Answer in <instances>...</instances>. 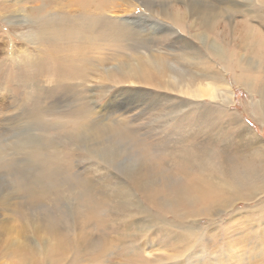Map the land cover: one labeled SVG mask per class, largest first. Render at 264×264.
<instances>
[{
  "label": "bare ground",
  "instance_id": "6f19581e",
  "mask_svg": "<svg viewBox=\"0 0 264 264\" xmlns=\"http://www.w3.org/2000/svg\"><path fill=\"white\" fill-rule=\"evenodd\" d=\"M37 1V4L34 1L28 4L29 7L25 8L23 5L24 0H17L9 6L0 0V20L8 25V29L6 30L9 33L17 35L18 32L23 38L31 36L36 38L37 34L32 30L36 28L41 31L50 29L49 34L59 40L65 42L74 41L75 44L71 46V49L73 50L72 54L75 56L70 59L67 65L71 68L70 73L73 66H83L87 63L88 55L83 52L81 44L84 36L93 44L98 43L97 41L101 39L106 41L108 38L119 37L120 34H124L127 39L132 29L135 28H132V24L129 27V21L119 19L110 20L112 27L105 26L107 20L105 21L103 17H108L109 0H101V3L94 0H72L79 5L80 12L71 16L56 9L52 4H50L48 10V0ZM52 1L59 5L62 0H49V2ZM171 1L176 2L178 0H159L161 9L158 10L155 7L157 0H141L145 12H148V14L142 13L140 18L142 23L146 24H144L145 27L153 24L156 27L159 25V28L165 29L164 23L159 21L165 19L166 22L178 26L177 29L179 27L182 29H189L191 27L200 28L201 32L196 34L195 37H198L197 39L200 40L202 45H198L190 37L181 33L176 37V40L180 43L179 50L177 51L174 48L175 45H169L171 47L169 51L172 52L169 54L179 57L181 61L178 62V65L170 62L167 69L168 79L163 78L159 81H154V85L174 92L179 101L176 103L172 101L170 107L172 111H169L168 114H162V118L164 119L160 118L162 119V123L158 120L159 126L164 125L161 142L158 144H154L151 141V143L148 142L146 138L148 131L142 132L141 127L138 126V128L137 125L135 127L130 125V121L128 120H118L110 124L109 122L97 121L95 119V122L92 123L91 118L94 117L96 111L87 109L88 106L85 102L80 104L77 113L73 112L64 119H48L45 116L48 108L44 105L41 108L29 111L26 109V117H20L18 120L19 123L24 122V125L36 126L35 128L43 130H46L48 124L61 125L65 129L64 132L68 139L79 140L81 137H84L89 144L96 145L95 148L90 147L88 152L94 159L92 163L95 165L94 174L76 170L73 155H68L69 157L66 155L67 157L62 158L59 155V144L47 134L41 136L38 141L31 136L32 139L28 142L30 145L26 147L31 154L35 155L42 162L37 175L40 178L42 176L45 177L48 182L46 183L45 181V183L40 184L36 189H44L41 190L44 197L47 196L50 189H67V191L69 189H84L86 192L88 189H111L107 193L108 200L105 199L106 201L101 202V206L98 203H94L93 199L91 200L93 205L90 204L89 206L78 202V204H81L78 207L79 213L85 210V212L80 213L84 217V221L80 222L82 223L81 230L78 229L76 232L70 228L67 230L66 234H71V231L75 233L72 240L69 238L65 241L62 230L59 229L57 222L50 221L49 226H52L55 236L53 244H57V249L65 250L67 247H70L75 257L81 255V248L86 253L92 250L94 251L93 253L97 254V251L101 250V246L103 250L109 247V244L107 246L103 241L101 243L105 244V246L103 244H95L96 241H99L97 232L98 237L101 239V237H106L108 232L113 233L116 230L119 232L124 228H131V224H136L138 233L142 236V241L140 240V244L138 243V245L136 244L137 242L133 241L138 248H131L134 260L141 257V254L143 257L145 256V246L149 242L146 234L151 230L152 234H154L156 228H158L166 230L165 232H169L171 236L175 233V230H178L180 234L175 236V239L196 240L197 246H186V251L176 256V259H180L175 260V264H191L190 259L199 254L198 250H205L202 239L206 236V232L208 234L213 232L210 230L211 233H209L207 231L208 228L211 227L212 230H218V232L219 230L222 231V229L224 231L225 228L227 230L230 229V226L223 227L222 223L216 225L207 224L204 226L205 228L197 225L196 220L199 219L202 213L209 214V216L219 215L221 211L235 208L239 200L251 202L264 198V140L244 121L240 113L229 109L234 93L229 86L226 76V72L233 71L235 81L246 86L251 93L258 95L257 100L254 102L255 105L257 104L256 112L254 111V113L257 118L259 117V120L263 119L264 121V13L261 15L262 24L260 27L255 25L250 26L246 23L244 25L245 28H243L244 23H242L240 29L232 28L233 26L227 28L226 25H223V21L220 20V17L225 12L234 16L245 8L257 7L264 9V0H181L185 3L186 10L176 8L175 4L171 5ZM91 5L95 7L93 11L86 8L92 7ZM113 7L115 6H111V9ZM188 14L191 16L190 20L197 16L198 21L192 20L190 24L189 20L188 24L186 21L188 20L186 18ZM60 16L64 17L62 20L64 23L61 22V25L58 23V20L61 18ZM97 25L100 28H96ZM41 27H44V30ZM25 29L30 30L25 32ZM177 29L174 28V33H179ZM212 34H214V38ZM8 37L7 41L12 46L11 52H9L10 59L22 61V58L19 57V54L22 52L25 54L23 55V59L32 60L31 56L33 57V53L28 47H16V40L13 39L12 34H9ZM217 39H221L222 42L231 43L233 53L231 51V54H226L222 49L223 44ZM0 40L5 43L3 36H1ZM59 43L55 42L52 46L46 47L44 52L50 58H59L56 55L59 49H61ZM231 45L229 46L230 49ZM201 49L208 50L211 56H215L216 59L223 61L225 66L224 63H221L226 71H215L212 68L214 64L207 68L206 65L208 63H206L205 59L207 56ZM148 53L154 55L152 50H149ZM196 55L198 56L196 57ZM159 57L160 59L158 60H150L151 57L147 56L145 65L150 66L151 63L155 67L154 70L164 72L166 68L164 61L167 60L161 55ZM193 60L198 62L194 63L192 62ZM207 60L209 61V59ZM188 65L189 68H187ZM190 65H197V67L198 65H205V67L195 69L196 67L193 66L194 69H191ZM213 67L216 68V66ZM146 70V68L139 67L138 69L125 70L122 73L123 75H131L130 81L142 80L145 83H150L152 82L151 77L144 75V73H147ZM104 73L106 75L110 74L108 67L104 70ZM195 79L197 80L194 81ZM186 96L196 99L210 97L217 100L216 108L212 115H216L217 113L224 115V119L221 120L224 123L219 124L217 122L220 120L219 115L217 117L214 116V119H211L212 115H208L203 117L208 124L195 126L197 127L195 129L192 126L195 123L190 124L191 121L195 120L196 122L198 120L196 117L199 114V105L196 102L199 101L193 102V99H186ZM188 105H190L189 108H187ZM210 112H207V114ZM103 116L108 118L109 114H103ZM226 117L230 120V122L228 121L229 123ZM187 122H190V124ZM220 125L225 126L221 127ZM203 126H206L208 130H212L213 132L215 128L217 129V126H220L221 129H229L233 131V135L237 134V139L228 141L221 148H216L217 146L210 147L207 145L208 141L199 137L200 132H202L199 128ZM154 129L157 130L158 127L154 126ZM171 134L178 135V137L169 141L168 135ZM197 138H200L198 142H190ZM107 140L108 142L102 145ZM233 141H237V143L233 145ZM88 142L84 143V145L88 146ZM89 158L91 159L92 157L89 156ZM64 160L67 161V165H65ZM56 179L60 181L57 182ZM101 180H107V182L101 184L99 183ZM28 189L34 188L29 186ZM136 192H140L142 197L138 198ZM87 193L85 195H89ZM38 194L34 192V196ZM95 195L97 196V194ZM74 196L76 195L74 194ZM77 197L79 199L78 194ZM88 201L87 198V203L90 202ZM200 201L201 207H196ZM145 202L149 204L147 205ZM263 202L262 204H264ZM158 203L163 208L156 214L149 205ZM174 206L175 209L176 207L179 208L174 213L178 219L175 223L167 219V213L174 211L172 210ZM257 206L258 204L256 207H252V211L248 207L247 209L245 208L246 210L239 209L238 211H233L231 215L235 216L237 213L245 212L248 213L247 215L250 212L255 213L254 211L257 210ZM260 208L259 210H261ZM80 209L82 210L80 211ZM69 223L74 226L76 221H70ZM88 225L91 226L90 229ZM87 226L89 230L86 229ZM173 227L175 228L172 229ZM171 236L166 237L170 238ZM50 239L52 240V237ZM70 242L77 243V246L73 247ZM142 261L145 263L149 262L146 257L142 258L139 262L143 263Z\"/></svg>",
  "mask_w": 264,
  "mask_h": 264
},
{
  "label": "rangeland",
  "instance_id": "374dc122",
  "mask_svg": "<svg viewBox=\"0 0 264 264\" xmlns=\"http://www.w3.org/2000/svg\"><path fill=\"white\" fill-rule=\"evenodd\" d=\"M16 1L17 0H2V2L6 3L8 6ZM34 1L36 4L38 3L37 0H24L23 5L25 8L29 7L28 4ZM94 1L101 3V0ZM109 1L108 7L110 8L108 17H103L105 21L107 20L105 26L112 27L110 20L114 19L129 21V27H131V24L132 28L135 27L132 29L133 34L131 31L127 39L124 34H120L119 37L108 38L106 41L101 39L97 41L98 43L94 44L88 41L86 36L83 35L84 38L81 44L83 52L88 55V60L83 66H73L71 73V68L67 65L70 59L75 56L72 54L73 50L71 49V46L75 44L74 41L65 42L59 40L49 34L50 29L41 31L36 28L32 29L34 33L37 34L36 38L32 36L23 38L18 32L17 35L9 33L6 30L8 29V25L0 20V39L1 36H3L7 44L6 46V44L0 40V264H175V260L180 259H176V256L186 251L189 245L197 246L195 239L184 240L179 237H177L179 239H175V236L180 234L178 230H175V233L171 236L169 232H167L168 234L165 232L166 230L164 231L158 228L155 230V228H153L155 230L154 234H152V230L146 234V238L149 242L145 246V256L143 257L139 252L141 257H135L136 260H134L132 258L131 248H137L136 244H140V240L142 239V236L138 233L139 231L136 224H131L130 226L132 227L129 229L127 227V229L124 228L119 232L116 230L117 233L116 231L113 233L108 232V235L106 237H101V239L98 237L97 232L99 241H96L95 244L101 245L103 244L101 243L102 241L107 244V246L109 244L106 250H103L101 246V250L97 251V254L93 253L94 251L92 250V252L89 250L86 253V251L81 248L80 254L82 256L79 255V257H75L70 247H67L65 250L57 249V244H53L55 236L52 226H49L50 221L57 222L59 229L62 230L65 241L69 238L72 240L75 234L72 231L76 232L78 229L81 230L82 223L80 222L84 221V217H82L80 213L85 212V210L81 211L82 209H80L81 212L79 213L78 207L83 203L88 206L90 204L93 205L92 199L95 201L94 203H98L101 206V202L103 203V201L108 200L107 193H109L111 189H95L96 191L94 189H92L93 191L88 189V193L84 189H69V192L67 189H50L47 196L44 197L41 191L44 189H36L47 180L42 175L41 178L37 175V171L42 165V162L26 148L30 145L28 142L32 139L31 136L37 141L41 136L46 134L54 138L60 146L58 149L60 151L59 155L62 158L72 154L76 168L73 167L76 170L93 174L95 171V165L92 164L94 159L88 152L90 147L95 148L96 145L89 144L84 137H81L79 140L68 139L64 132L65 129H63L61 125L48 124L46 130H43L41 128H35L36 126L24 125V122L19 123V118L26 117L25 112H27V110L41 108L46 105L48 111L45 113V116L51 120H60L68 117L73 112L77 113L80 104L85 102L88 106L87 109L96 111L94 117L91 118L92 123L95 122V119H97V121L102 120L103 122H109L110 124L118 120H128L130 121V125L141 127L142 132L148 131V135H146L148 142L151 141L154 144H158L162 141V129L164 127V125L159 126L160 123L158 120L162 123V114H168L169 111H172L170 108L172 101L176 103L179 101V98L175 96L174 92L155 86L154 81H159L163 78L168 79L167 69L169 63L174 62L175 65H178V62L181 61L179 57H174L169 54L172 53L169 51L172 45H175L174 48L177 49V51L179 50L180 43L176 40L177 35L180 33L184 34L198 45H202L200 40L197 39L198 37H195L196 34L201 32L200 28L197 27H191L189 29H182L179 27L177 29L178 26L166 22L165 19L159 20V17L156 19L164 23L165 29L159 28V25L156 27L153 24L145 27L146 24L142 23L140 18L142 13L148 14V12H145L141 0ZM180 1L181 0L176 2L171 1V5L175 4L176 8L186 10V6H184L185 3ZM47 3L49 4L48 10L50 4H52L56 9L69 14V16L76 15L80 12L79 5L72 0H62L59 5L54 1L49 2V0ZM159 4V0H157L155 7L158 10L161 9ZM91 6L92 7L86 8L93 11L95 7L93 5ZM111 6L115 7L111 9ZM263 13L264 9L250 7L243 9L234 16L225 12L222 17H220V20L223 21V25H226L227 28L233 26L232 28L240 29L242 23H244L243 28H245L244 25L246 23L250 26L255 25L260 27L262 24L261 15ZM60 17L61 18L58 20L59 25H61V22L64 23V21H62L64 17ZM186 18L189 24L191 16L188 14ZM103 19L101 18V20ZM192 20L198 21L197 16L193 17ZM192 20H190V24ZM238 25L239 27H237ZM219 26H221V24H219ZM53 27L55 26L53 25ZM41 28L44 30V27ZM96 28L100 27L97 25ZM174 28L177 29L179 33H174ZM27 30L30 29H25L24 31L26 32ZM9 34H12L13 39L16 40V47H28L32 51V60L27 58L23 59V55L25 54L22 52L19 54L22 61L10 59L9 52H11L12 46H10L9 41H7L9 39ZM212 35L214 38V34ZM217 40L223 44L222 49L226 54H231V51L233 53V46L231 43L222 42L221 39ZM55 42H60L61 49H59L58 54H56L59 58H50L49 55L44 52V49L48 46H52ZM230 45L231 49L229 47ZM149 50H152L154 55L149 54ZM201 51L207 56L205 58L206 63H208L206 65L207 68L214 64L213 66H216L217 69L213 66L212 68H214L215 71H226L223 61L216 59L215 56H211V53L209 54V51L206 49H201ZM70 52L71 54H69ZM160 55L167 60L164 61V65H166L165 70L163 69L164 72L154 70L155 67H153L151 63L150 66L145 65L147 56L151 57L150 60H158L160 59ZM197 56L198 55H196V57ZM207 59H209L210 62ZM32 62L34 63L32 64ZM192 62L197 63L198 61L193 60ZM221 62L224 63V66ZM190 66L191 69H194V67H196L195 69L205 67V65H198V67L197 65ZM107 67L110 70L109 75L104 73ZM139 67L147 69V73H143L145 76L151 77L152 82L145 83L142 80L130 81L129 78L131 75H123L122 73L125 70L138 69ZM187 68H189V65ZM226 76L229 86L234 93L229 109L240 113L244 121L264 140V121L261 118V120H259V117L257 118L254 113L257 108V104L255 105L254 102L257 100L258 95L251 93L246 86L235 81L233 71L226 72ZM196 80L197 79L194 81ZM186 99H193V102L199 101L196 102L199 105V114L196 117L198 120L196 122L195 120L191 121V124L190 122L187 123L192 125L194 122L195 124L192 126L195 129L203 124H208L203 117L213 114L217 100L210 97L196 99L189 96ZM143 100H145L144 103ZM190 105H188L187 108H189ZM207 112L210 113L207 114ZM103 114H109V117L107 118L103 116ZM218 115L220 116V120L217 122L223 124L224 122H221V120L224 119V115L217 113L216 115H212L211 119H214ZM191 117L193 116L191 115ZM211 119L209 120L211 121ZM226 119L227 122H230L228 117H226ZM209 120L208 122H210ZM67 126L69 125L67 124ZM154 126L158 127V131L154 129ZM220 126L222 127L225 125ZM220 126H217L218 131L215 128V133L212 130H208L206 126L200 127L199 129L202 132H200V135L198 133V135L201 139L208 141L207 145L210 147L217 146L216 148H221L228 141L230 142L231 140L237 139V134L233 135V131L221 129ZM177 137L178 135L175 134L168 135V138H170L169 141ZM200 138L190 142H198ZM87 142L89 147L84 145V143ZM107 142L108 140L103 142L102 145ZM236 143L237 141H233V145ZM89 156L92 158L90 159ZM64 162L65 165H67V161L64 160ZM56 181L58 182L60 180L56 179ZM47 182L48 181H46V183ZM106 182L107 180L99 181L101 184ZM29 186L34 189H28ZM98 191L99 193H97ZM34 192L39 194L34 196ZM85 193L89 195H85ZM74 194L76 196H74ZM95 194H97V196ZM136 196L138 198L142 197L140 192H136ZM87 198L90 201H88L89 203H87ZM262 201H264V198L251 202L239 200L235 208L221 211L219 215L209 216V214L202 213L199 217L200 220H196L197 225L204 227L207 224L216 225L222 223L223 227L230 226L229 228L231 230L228 229L231 232L227 230V228H225L226 231L222 229V231L219 230V232L218 230H212L211 227L208 228L207 231H209V233H211V231L213 232L211 234L206 232V236L202 239L205 250L199 249V254L190 259L191 264H197L198 262V264H264V218H262L264 217V204H262ZM78 202L81 204H78ZM145 203H147V205L149 204L148 202ZM256 203L259 207L257 206V210L254 211L255 213L250 212L249 215H247L248 213L245 212L237 213L235 216L231 215L233 211H238L239 209L246 210L247 207L252 211V207H256ZM261 205L262 207L260 208ZM197 206L199 208L201 207V201L196 207ZM149 207L153 209L156 214L163 208L159 203L150 204ZM259 208L261 210H259ZM172 210L174 211L167 213V219L175 223L178 219L174 213L175 211L177 212L179 208L176 207L175 209L174 206ZM261 211L263 212L260 213ZM75 214H78L77 217ZM74 220L76 224L72 226L69 222ZM88 226L90 229L91 226ZM88 226L86 229H88ZM69 228L72 230V235L66 234ZM174 228L175 227L172 229ZM166 236H171L173 238H167ZM50 237H52V240H49ZM133 241L137 243L135 244ZM70 244L73 247L77 246L75 242H70ZM105 244L103 245L105 246ZM145 257L147 261H149L148 263L144 261H142L143 263L139 262Z\"/></svg>",
  "mask_w": 264,
  "mask_h": 264
}]
</instances>
